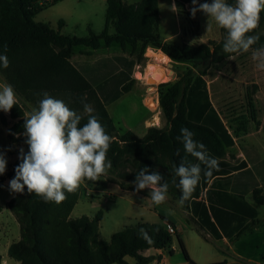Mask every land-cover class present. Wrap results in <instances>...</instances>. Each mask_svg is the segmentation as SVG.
<instances>
[{
	"label": "trees",
	"instance_id": "trees-1",
	"mask_svg": "<svg viewBox=\"0 0 264 264\" xmlns=\"http://www.w3.org/2000/svg\"><path fill=\"white\" fill-rule=\"evenodd\" d=\"M62 1L0 0V53L6 45L10 61L7 69L0 67V76L13 86L17 97L26 102L37 103L45 91L63 100L84 117L81 124L87 121L81 103L86 97L85 102L92 105L94 114L112 139L107 153L112 164L109 170L111 173L122 171L121 186L127 191H135L131 182L136 173L147 166L150 171L158 170L164 175L169 183L168 195L179 201L181 192L172 184V165H179L186 156L191 163L199 161L184 152L176 137L182 127L193 131L194 139L206 146L210 156L218 159L219 170H213L209 177L202 164L199 184L182 207L192 214L198 225L196 230L204 239L207 234L215 240L239 239L249 229L250 221L255 222L259 216L247 196L252 194L257 204L264 205V157L248 149L246 161L238 165L226 161L227 150L235 145L234 136L212 102L205 79L207 68H202L211 61H220L217 55L223 42L194 45L165 40L159 34L162 24L160 0H142L135 4L126 0H107L106 27L100 34L90 29L89 37L66 36L35 20L45 9ZM174 4L176 11L187 19V33L200 37L198 12L192 18L188 8L191 0H174ZM261 18L264 19V13ZM59 25L61 28L64 22L61 20ZM111 28L115 31L111 32ZM262 40L264 36L254 46ZM115 44L123 50L129 46L136 50L140 46L141 55L137 58L106 57L80 65L72 62L76 47L97 50L102 45L111 47ZM148 47L161 50L176 63L193 65L195 71L179 76L176 82L161 84L167 88L160 90L159 98L166 127L149 128L144 137L133 131L118 134L108 106L133 89L136 83L134 70ZM27 115L25 106L18 99L10 112L0 111V123L5 129L11 157L6 172L0 175V188L14 178L15 168L20 163V148L25 152L28 150L23 135ZM252 115L255 117L254 109ZM82 189L81 184L59 205L45 202L35 194H29L27 189L23 194L15 193L7 208L15 215L21 231L20 241L9 249L10 257L17 264H127L128 257L138 264H150L158 257L143 253L171 251L175 237L186 261L195 264L180 235L167 230V225L173 223L163 217L164 224L140 222L114 234L110 241L102 240V212L94 218H71ZM148 191L145 189L140 193L146 195ZM141 227L147 231L143 238L138 234ZM236 248L239 254L264 262V234L238 243Z\"/></svg>",
	"mask_w": 264,
	"mask_h": 264
},
{
	"label": "rangeland",
	"instance_id": "rangeland-1",
	"mask_svg": "<svg viewBox=\"0 0 264 264\" xmlns=\"http://www.w3.org/2000/svg\"><path fill=\"white\" fill-rule=\"evenodd\" d=\"M126 1L129 4H135L142 0ZM173 1L160 0L162 24L159 34L161 37L165 39L173 36L171 41L178 44L199 45L224 41L226 31L217 27L214 21H210L212 29L206 31L208 18L201 12H198L201 23L200 37L188 34L187 19L185 15L176 11ZM208 2H211V0ZM192 7H194L192 4L188 6L189 9ZM35 20L50 25L66 36L89 37L90 29L100 34L106 27L107 0H64L45 9L37 15ZM61 20L64 25L60 28L59 23ZM114 31V28H111V32ZM257 31L260 33L261 39L264 36V19L262 18ZM262 45H264L263 40L256 47ZM109 52L123 53L131 58H137L141 55V47L138 46L136 50H133L129 46L126 50H123L117 44L111 46L110 49L103 45L95 51L92 49L86 50L84 47H76L73 62L79 65L85 62H82L83 60L95 61L98 57H102L103 54ZM217 58L220 59L219 62L211 61L203 65L202 68H207L205 79L212 102L220 112L237 143L235 147L228 149L229 155L227 157L239 162L245 158L244 154L248 149L254 150L255 154L264 157V71H259L256 68L251 57V51L225 54L221 49ZM138 62L134 70L136 83L133 89L129 93H125L117 102L109 105L108 111L117 126L118 134L133 131L139 137H144L148 119H150L148 124L152 125L150 128L155 126H157L156 128H164L167 126L159 104L160 90H166L167 88L161 87V84L176 82L179 80V76H184L190 70L195 71V69L191 64L174 62L156 48L146 50L143 59ZM170 64H173L172 68H170ZM3 83L7 82L0 76V84ZM17 99L25 106L27 114L38 106V102H26L19 97ZM253 109L255 117L252 115ZM156 112L157 117L151 118ZM0 126H2L1 123ZM8 145V140L6 141L2 137L0 131V152L5 155L7 160L6 168L11 163ZM121 172L111 173L109 170L106 175H102L97 181L85 180L82 182V193L71 218L77 219L82 216L94 218L102 212L100 238L104 241H110L114 234L140 222L160 224L163 216L173 221L180 219L183 222L180 237L183 241H186L197 261L217 263L222 259L223 256L219 250L220 243L204 240L195 230L198 225L189 224L181 211H177L168 203L159 206L154 205L148 192L143 195L140 192L123 189L121 186L122 180L120 179ZM8 186L0 188V207L2 208L0 227L2 229L6 226L9 230L10 228L13 229L14 233L19 234L21 239L18 221L14 214L6 208V202L11 200L15 194L10 191ZM183 210L185 209L183 208ZM254 229L264 231V223L261 224V221H259ZM174 245L177 247L178 257L184 258L176 237ZM1 252L9 258L8 253L5 254L3 249H1ZM150 254H154L153 251ZM127 260L129 264H138L132 257H128Z\"/></svg>",
	"mask_w": 264,
	"mask_h": 264
},
{
	"label": "clouds",
	"instance_id": "clouds-1",
	"mask_svg": "<svg viewBox=\"0 0 264 264\" xmlns=\"http://www.w3.org/2000/svg\"><path fill=\"white\" fill-rule=\"evenodd\" d=\"M194 7L190 13L195 18L197 12L208 19L206 31L216 26L226 31L222 51L225 54L247 53L251 51L252 60L259 71H264V45L254 47L260 40L261 14L264 13V0H191ZM174 6V5H173ZM7 46L0 53V67L7 69L10 61L6 55ZM38 106L25 117L24 137L28 146L27 152L19 150L20 163L15 168V176L9 181V189L13 193L35 194L45 202L57 205L67 199V194L75 193L82 182L97 181L111 169V161L107 157L112 142L104 125L94 114V108L81 100L83 111L87 114L86 123L81 124L84 117L71 109L63 100L43 92ZM17 105V95L12 85L0 84V111L10 112ZM19 135V134H17ZM194 132L187 127L180 129L176 140L183 146L187 155L199 163H191L187 156L179 165L171 168L172 184L181 192L178 201L183 206L190 200L201 179L202 168L205 175L211 176L213 170H219L217 158L208 154L206 146L194 139ZM177 150V155H179ZM7 160L0 152V175L6 172ZM178 178V183H177ZM138 193L149 190L152 203L159 206L167 201L169 183L158 170L142 167L131 182ZM138 234L147 235L145 228Z\"/></svg>",
	"mask_w": 264,
	"mask_h": 264
},
{
	"label": "crops",
	"instance_id": "crops-1",
	"mask_svg": "<svg viewBox=\"0 0 264 264\" xmlns=\"http://www.w3.org/2000/svg\"><path fill=\"white\" fill-rule=\"evenodd\" d=\"M173 5H174V8H175L174 1H173ZM172 38H173V36H170V37L165 38V40L171 41ZM84 49L88 50L90 48L84 47ZM107 49H110V47H107ZM150 49L152 50V47H148L147 48V50H150ZM93 51H95V50H93ZM113 56H126L128 58H131V57H129V56L123 54V53L109 52V53L103 54L102 57H98L95 61H97L98 59H102V58H106V57H113ZM73 59H74V56L72 58V62H73ZM84 61L85 62H88L86 60H83L82 62H84ZM95 61H91V62H95ZM157 105H158V103H157ZM156 114H157V112L155 114H153L151 118L157 117ZM149 120L150 119H148L146 121V127H145L146 134H147L150 126H152V125H149L148 124ZM161 124H162V120H161ZM155 127H157V126H155ZM0 129H1L0 131H1L2 137L7 141V136H6V133H5V129L3 128V126H0ZM234 140H235V138H234ZM236 144L237 143H236V140H235V145L233 147H235ZM233 147H231V148H233ZM231 148H229V149H231ZM8 149H9V145H8ZM8 153H9V150H8ZM228 155L229 154H228V150H227V156ZM227 156H226V161L230 162L233 165H238V164L242 163L243 161H246L247 160L245 154H244L245 158L243 160L239 161V162H236L235 160H232V159H228ZM6 185H9V182H6L2 187L6 186ZM14 196H15V194H14ZM9 201L10 200H8L6 202V208H7V203ZM247 201L250 204H252L259 211V216L255 220V222L252 223V221H250V223H249L250 224L249 225V229L239 239H236L235 241H230L229 239L215 240L213 237H211L210 235H208L207 236L208 237L207 239H209V240H207V239H204L201 236L207 242L208 241H217V242L220 243L219 250L221 251L223 257H222V259H220V261L217 262L219 264H264V262L261 261L260 259L246 257V256H243V255H241V254H239L237 252L236 246H237L238 243H241L243 241H246L248 239H251L255 235H262V234H264V231L263 230H262L263 231L262 232V231H257V230L254 229L255 226L258 224L259 221H261V224L264 223V205L257 204L255 202L252 194H249L247 196ZM165 203L170 204L177 211L178 210L181 211L183 213V215L186 217L188 223L189 224H192L193 226H195L194 224H196V221L193 219L192 214L189 211H187V210H183V208L178 204V201L177 200H174L170 195H168L167 201ZM0 215H1V213H0ZM163 218L168 219L165 216H163ZM168 220H170L173 224H175V226H177V228H178V234L180 235L181 227L183 226V222L180 219H175L174 221L171 220V219H168ZM161 221H162V223H160V224H164L165 223V221L162 220V217H161ZM194 229H195V227H194ZM3 233H4V235H3ZM10 237H12V238H10ZM19 241H20V236H19V234L16 235L14 233L13 229L10 228V230H9L8 227H6V226H4L2 229L0 227V254L2 255V264H17L18 263L15 259H13V258L10 257V255H9V249H10V247H11V245L13 243H17ZM183 242H184V244L186 246V249L188 251V254H189L191 260L195 264H214V263H207V262L206 263H202V262L197 261V258L191 252V249L187 245L186 241L184 240ZM1 249H3V251H4L5 254L8 253L9 258L5 257V255L2 254ZM152 251H153L154 254H150L151 251H148V252H145L144 253L145 256H152L153 255V256H157L158 257L157 259H155L154 261H152L150 264H191V263H189V262L186 261L185 257L184 258L178 257L177 247L174 244H173V247L171 249L172 253H171V251H165V250H152ZM126 261H127V264H129V262H128L127 259H126Z\"/></svg>",
	"mask_w": 264,
	"mask_h": 264
},
{
	"label": "built area",
	"instance_id": "built-area-1",
	"mask_svg": "<svg viewBox=\"0 0 264 264\" xmlns=\"http://www.w3.org/2000/svg\"><path fill=\"white\" fill-rule=\"evenodd\" d=\"M48 1H50V0H48ZM167 230L173 235L178 234V228H177V226H175V224H168Z\"/></svg>",
	"mask_w": 264,
	"mask_h": 264
},
{
	"label": "water",
	"instance_id": "water-1",
	"mask_svg": "<svg viewBox=\"0 0 264 264\" xmlns=\"http://www.w3.org/2000/svg\"><path fill=\"white\" fill-rule=\"evenodd\" d=\"M169 66H170V68H172L173 67V64H170Z\"/></svg>",
	"mask_w": 264,
	"mask_h": 264
}]
</instances>
